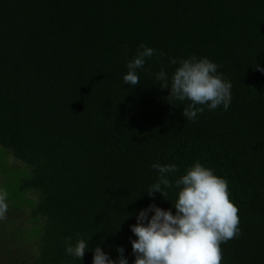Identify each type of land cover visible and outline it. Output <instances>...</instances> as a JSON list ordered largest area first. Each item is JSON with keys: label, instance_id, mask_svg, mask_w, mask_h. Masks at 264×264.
I'll list each match as a JSON object with an SVG mask.
<instances>
[{"label": "trees", "instance_id": "16d2710c", "mask_svg": "<svg viewBox=\"0 0 264 264\" xmlns=\"http://www.w3.org/2000/svg\"><path fill=\"white\" fill-rule=\"evenodd\" d=\"M156 50L125 85L140 45ZM162 53V55H161ZM207 57L232 84L187 121L155 73ZM264 0H0V264H93L135 255V213L170 201L145 191L200 163L227 181L241 234L222 264H264ZM221 165L222 168H219ZM174 202L175 193L169 192ZM175 214V209L172 208ZM151 215V214H150ZM84 239L82 260L65 253Z\"/></svg>", "mask_w": 264, "mask_h": 264}, {"label": "clouds", "instance_id": "9594fccd", "mask_svg": "<svg viewBox=\"0 0 264 264\" xmlns=\"http://www.w3.org/2000/svg\"><path fill=\"white\" fill-rule=\"evenodd\" d=\"M140 49L126 64L128 71L122 78L125 85L140 83L137 70L143 69L146 59L156 52L143 44ZM169 63L178 65L171 76L161 69L155 79L169 90L170 103L188 102L182 113L187 121L194 122L205 107L210 111L220 106L225 111L229 109L232 84L218 72L219 65L196 56L170 58ZM257 70L264 71L259 67ZM152 168L159 175L145 193L153 199L159 193L171 202L175 214L172 208L165 210L155 203L134 214L136 223L130 228L136 237L130 241L134 264H222L221 245L241 234L238 208L230 201L227 181L200 163L175 180L170 179L178 171L175 164L157 162ZM170 191L175 193L174 202L169 199ZM7 196L0 190V220L8 213ZM88 248L89 244L79 239L74 245H66L65 253L82 260ZM91 251L93 264H129L122 246L116 248V259L100 246Z\"/></svg>", "mask_w": 264, "mask_h": 264}, {"label": "rangeland", "instance_id": "374dc122", "mask_svg": "<svg viewBox=\"0 0 264 264\" xmlns=\"http://www.w3.org/2000/svg\"><path fill=\"white\" fill-rule=\"evenodd\" d=\"M218 167H219V168H222V166H221V165H218Z\"/></svg>", "mask_w": 264, "mask_h": 264}]
</instances>
